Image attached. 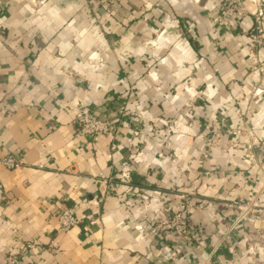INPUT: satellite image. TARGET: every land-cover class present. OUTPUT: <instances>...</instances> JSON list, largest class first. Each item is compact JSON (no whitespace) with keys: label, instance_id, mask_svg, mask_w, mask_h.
I'll list each match as a JSON object with an SVG mask.
<instances>
[{"label":"crops","instance_id":"1","mask_svg":"<svg viewBox=\"0 0 264 264\" xmlns=\"http://www.w3.org/2000/svg\"><path fill=\"white\" fill-rule=\"evenodd\" d=\"M228 2L121 0L103 15L90 0H0V258L31 242L19 264H264L263 209L221 241L235 199L264 203V165L246 156L264 152V0L225 21ZM83 107L115 129L81 134ZM211 125L237 143L200 162ZM245 127L262 150L231 133ZM182 190L199 246L157 227ZM100 206L99 225L59 231L64 209Z\"/></svg>","mask_w":264,"mask_h":264},{"label":"built area","instance_id":"2","mask_svg":"<svg viewBox=\"0 0 264 264\" xmlns=\"http://www.w3.org/2000/svg\"><path fill=\"white\" fill-rule=\"evenodd\" d=\"M96 5H98L102 11L103 15H110L112 13L113 6L119 3L121 0H92ZM244 7L241 3V0H229L228 4L224 6L220 12L221 17L228 21L234 16L243 15L244 14ZM257 24V35L256 38L259 39L260 34L264 33V12H260ZM253 59L257 60V57L253 55ZM76 123L78 126V130L83 135H91L94 139H98L99 137L111 133L115 129V122L110 118H104L99 116V114L95 113L92 110L86 108H80L76 112ZM217 133V130L214 129ZM219 134V133H217ZM2 162L10 168H17L22 165V161L16 160L12 156H6L2 158ZM128 180H130V174L127 173L125 175ZM109 193H107L108 195ZM179 199H180V208L173 213L169 218L163 219L157 223V227L162 229L166 228L173 232L174 234L182 237L185 239L188 246H195V234L193 226L191 225L189 219L187 218V212L190 210L191 207V199L189 194L185 191L179 192ZM103 201V197L99 199L100 204ZM252 208L251 204H248L245 208H243V214H248L250 209ZM101 206L93 210L90 217L87 219H81L77 217L71 208L64 209L59 215V231H67L70 228L81 225L85 230H88L92 226H96L100 224L101 220ZM199 246V245H196ZM33 247V243L28 242L25 245L21 246L22 253L16 257L13 254L10 255L5 264H15L22 261L26 255L25 251L29 248Z\"/></svg>","mask_w":264,"mask_h":264},{"label":"rangeland","instance_id":"3","mask_svg":"<svg viewBox=\"0 0 264 264\" xmlns=\"http://www.w3.org/2000/svg\"><path fill=\"white\" fill-rule=\"evenodd\" d=\"M92 1V0H90ZM94 4V7H96V10L100 9V7L98 5H96V3H94V1H92ZM116 5V4H115ZM114 7V6H113ZM92 9V8H91ZM222 9V8H221ZM221 13V12H220ZM258 63L260 62V58L258 57ZM262 66V65H260ZM209 131L206 135V150L204 152V154L202 155V158L199 160L200 162H203V160L205 159V157H207L209 155V151L211 149H219L221 151H228L231 148V145H234L237 143V140L234 139H228V143H225V138H226V134L227 131L217 125H211L208 127ZM214 129L217 130V134ZM252 129L249 127H245V128H241V129H234L232 130V134L234 135H243L244 133H246L247 135H249L248 139V144L249 145H254V146H258L259 149L262 150L263 145L261 144V140L259 139V137L257 135H255V133L253 134ZM262 153H264L262 151ZM261 155H256L255 153H253V151H249L248 154H246V156L250 159V160H254L255 162H258L262 165H264V154ZM264 184V183H263ZM185 191V190H182ZM189 194V197L191 199V207L189 208L190 210L187 212V218L189 219L191 225L193 226V222L192 219L190 217V211L194 208V204H193V198L196 196V194L191 193L189 191H185ZM260 195H264V186L262 187V189L259 191ZM232 205H234V207L239 211L238 215L235 217V219L233 220V223H231V225H229L226 230L224 231L223 237H222V242L225 241L229 234L232 232V230L234 229V227H236L237 225L241 224V223H245V224H257L258 219L260 218L258 215H256V213L254 212L256 209H260L262 211V209L264 210V203L263 201H258L257 198L255 199H244L242 197H239L237 199H235L232 203ZM248 204H251L252 207L255 208V210H252L251 212H249L248 214L244 213L243 214V208H245ZM180 208V206H179ZM176 212V211H175ZM174 212V213H175ZM173 214V213H172ZM171 214V215H172ZM170 215V216H171ZM169 216V217H170ZM168 217V218H169ZM167 219V218H166ZM195 234V243H196V233ZM227 234V235H225ZM198 245L197 243L195 244V246ZM14 255V256H18L19 253H10V252H6L4 254V256H2L0 258V264H5L6 259L10 256V255ZM15 264H19L18 260L15 262Z\"/></svg>","mask_w":264,"mask_h":264}]
</instances>
